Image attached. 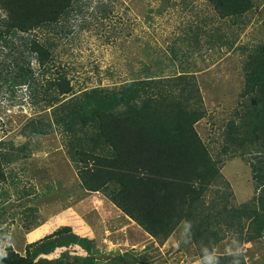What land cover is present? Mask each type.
<instances>
[{
    "label": "trees",
    "instance_id": "16d2710c",
    "mask_svg": "<svg viewBox=\"0 0 264 264\" xmlns=\"http://www.w3.org/2000/svg\"><path fill=\"white\" fill-rule=\"evenodd\" d=\"M95 1L101 6L97 0H0V95L12 105H26L28 96L44 113L21 126L17 134L23 142L0 138L1 202L10 197L4 185L20 187L12 167L32 156L31 139L60 130L67 136V164L82 189L103 193L158 245L185 223L181 246L195 245L202 264H248L240 251L217 249L230 234L240 246L264 238V40L245 56V110L237 116L239 123L228 124L224 140L223 151L232 148L238 154L230 160L254 154L249 165L255 193L239 205L222 173L221 155L211 154L197 130L206 109L195 73L165 78L151 64L121 85L76 92L59 64L58 49L74 34L72 23L85 21L83 10ZM207 2L220 21L236 25L245 24L256 7L254 0ZM28 195L24 190L20 197ZM39 226H29L28 232ZM74 247L84 254H73ZM57 250L62 252L50 259ZM153 263V256L133 251L103 253L70 226L28 244L24 255L12 246L0 253V264Z\"/></svg>",
    "mask_w": 264,
    "mask_h": 264
},
{
    "label": "rangeland",
    "instance_id": "374dc122",
    "mask_svg": "<svg viewBox=\"0 0 264 264\" xmlns=\"http://www.w3.org/2000/svg\"><path fill=\"white\" fill-rule=\"evenodd\" d=\"M97 1L101 6L95 1L84 9L80 19L85 21L72 23L74 34L64 38L58 49L59 64L67 70L76 92L121 85L151 64L165 78L185 71L195 73L206 109L197 130L211 154L221 155L222 173L232 186L235 204L250 201L255 193L249 165L254 154L230 160L238 156L235 149L223 150L228 124L239 123L237 116L245 110L242 66L247 53L264 40V0H254L255 10L245 24L238 25L230 19L220 21L207 0ZM8 100L7 95H0V125L6 122L0 127V138L19 144L24 141L17 134L21 126L43 111L28 96L23 99L26 105H12ZM66 142L60 130L49 137H34L32 156L12 167L22 181L19 189L4 185L10 197L0 199V207L5 208L0 216L1 254L12 246L24 255L28 244L70 226L80 237L94 240L103 253L147 254L153 256V264H202L195 245L181 246L185 223L164 245H158L103 193L82 189L77 172L67 164ZM24 190L29 195L21 198ZM38 225L28 232L29 226ZM225 241L218 253L236 250L245 254L248 264H264V238L240 246L230 234ZM69 250L84 254L76 247Z\"/></svg>",
    "mask_w": 264,
    "mask_h": 264
},
{
    "label": "crops",
    "instance_id": "0c3cea01",
    "mask_svg": "<svg viewBox=\"0 0 264 264\" xmlns=\"http://www.w3.org/2000/svg\"><path fill=\"white\" fill-rule=\"evenodd\" d=\"M44 233V232H43ZM42 233H40V234H38V235H41ZM38 235H36V236H38ZM32 236H33V234H32ZM35 239H36V237H35Z\"/></svg>",
    "mask_w": 264,
    "mask_h": 264
}]
</instances>
